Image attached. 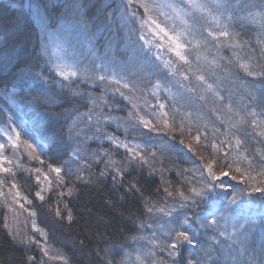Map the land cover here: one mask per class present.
Returning a JSON list of instances; mask_svg holds the SVG:
<instances>
[{
    "label": "trees",
    "instance_id": "obj_1",
    "mask_svg": "<svg viewBox=\"0 0 264 264\" xmlns=\"http://www.w3.org/2000/svg\"><path fill=\"white\" fill-rule=\"evenodd\" d=\"M123 3L0 0V143H5L4 130L14 126L20 130L22 124L21 139L36 149L28 155L30 164L13 167L14 176L0 173L5 194L16 183L31 201L21 200V209L11 203V197L8 203L0 198V264H29V256L35 258L31 264H64V260H49L40 245L50 247L53 254L58 251L67 264H139L137 257L144 264H173V257L177 264H188L190 259L231 264L225 260V248L237 245L227 239L229 235L243 240L250 264H260L264 259V191L256 189L264 188V176L259 175L264 169V138L238 121L240 116L250 121L251 112L257 119L264 118V75L249 76L239 67L245 63L257 73L264 71V0H229L231 7L220 16V23L230 35L220 37L219 44L201 31L207 27L218 33L215 24L199 20L194 31L198 39L209 41L207 60L197 61L193 54L190 68L170 52L168 57L148 54L137 37L138 26L121 19ZM43 29L54 33L71 54L70 65L86 73L85 77L66 81L57 75L44 47L46 39L41 40ZM176 30H181L179 21ZM167 59L176 61L174 74L163 63ZM100 74L114 76L129 87L100 81L96 78ZM197 74L204 76V82L196 79ZM133 103L138 107L134 109ZM160 104L165 105L162 111L168 116L162 119L169 121L170 128L156 122ZM130 113L151 120L153 129ZM198 133L200 144L193 139ZM235 137L243 140L238 150ZM113 140L139 146L136 150L149 163L133 159ZM228 140L231 147L221 143ZM213 143L222 151H214ZM110 159L115 163L110 164ZM213 160L218 179L209 176L205 167ZM49 165L61 169L62 182ZM114 167L122 169V180L113 178ZM236 167L255 180L246 179ZM45 176L52 182L51 191ZM41 188L45 189L43 201L36 197ZM180 192L188 199H182ZM57 208L60 216L55 214ZM167 212L170 217L163 220ZM176 219L189 220L187 231L198 246L182 243L179 254L169 256L157 245L172 239L168 231L176 226ZM211 219L217 224L204 223ZM33 220L46 238L33 230ZM15 232L20 234L17 239L12 236ZM145 233L149 242L139 247L135 242ZM28 237L38 243H28Z\"/></svg>",
    "mask_w": 264,
    "mask_h": 264
},
{
    "label": "snow or ice",
    "instance_id": "obj_2",
    "mask_svg": "<svg viewBox=\"0 0 264 264\" xmlns=\"http://www.w3.org/2000/svg\"><path fill=\"white\" fill-rule=\"evenodd\" d=\"M231 7L229 0H215L214 2V8L217 12L220 13V15H223L224 11L229 10ZM142 10V11H138ZM212 9L209 7L208 3L205 2V0H124L123 3V10L121 14L122 21H126L129 23H138L139 24V39L144 42V45H152L153 41H159L160 43L156 45L157 48L167 46L168 52L172 53L176 57V61L183 62L184 65H188L189 68L191 67L192 61L190 57L195 54L196 60H207V57L205 55L207 51V45L209 43L208 39L206 37L197 38L196 32L194 31L195 25L198 23L199 20L203 19L206 20L209 24H215L216 28L219 29V32L213 31L211 28H203L201 31H206L207 36L211 37L213 40L217 42V44L221 43L219 40L220 37H229L230 33L227 30V26H222L219 19L216 16L211 15ZM250 16L253 20H255V16H252L250 13ZM163 18V19H162ZM231 17H229L230 19ZM108 19L111 20V14H109ZM179 21V24L181 26V30H176V22ZM261 22L262 26H264V13H261ZM84 27L86 28L87 25L85 24ZM46 30V29H45ZM44 39L43 32L41 34V40ZM49 39H51V33H49ZM229 46H237V45H229ZM47 46H45L46 48ZM235 55V53H234ZM238 62H239V58ZM176 61L172 60H165L163 61L165 67H168L171 72L174 74ZM208 63H214L213 61H208ZM97 69H100L103 67L102 65H95ZM239 67L243 69L245 73H247L249 76L253 75H264V71H261L257 73L255 70L251 69L248 64L245 63H239ZM55 70L57 72V75L62 77L63 80L70 81L72 78H76L80 76L81 78L85 77L87 74L84 72H81L79 68H77L74 64L73 65H67V64H57L55 66ZM100 81L108 80L110 83H115L123 88H128L129 85L127 83L121 84V81L119 79H116L114 76H109L107 74H100L96 77ZM185 79H188L189 77L187 75L184 76ZM196 79L204 82V76L203 75H196ZM160 85H155V88H159ZM207 89L211 90L212 85H207ZM117 91H119V87L117 88ZM124 93L121 92V95ZM155 94V92L153 93ZM127 98V97H126ZM130 99V98H129ZM47 101H45L46 103ZM131 102V99H130ZM138 106L133 103V108H137ZM159 108L161 109V112L157 114L156 116V122L163 124L165 128H170L171 125L167 119H162V117H167L168 113L162 111L165 108V105L160 104ZM228 112H232L231 105L227 106ZM130 117L133 115H136L139 119V122L142 123L146 128H149L150 130L153 129V122L151 120L145 119L144 116L139 115V113H130ZM252 117L250 121L247 120L245 116H240V119L238 123L240 125H244L247 123L249 127L253 129V132L255 135L264 138V118L257 119L256 113L251 112L248 114ZM221 123H224V120H221ZM236 124H232V128H236ZM206 127V126H205ZM183 130V129H182ZM23 131V125H20V130H17L14 126L11 130V132H6L7 137V144L0 143V173H6V174H12L15 175L13 171V167L16 166L14 164L13 159L9 158L5 155L6 147H11L13 150H18L21 145L23 144L26 146L27 149H30L31 152H29V155H31L33 152L36 151L32 143H29L27 140L21 139V132ZM218 131V130H217ZM14 133V135L12 134ZM27 134V133H25ZM191 135V133L189 132ZM234 136V133H233ZM193 139L196 141L197 144H200L201 142V136L200 134H196ZM229 143L231 147V140L228 141H222L221 143ZM118 147H124L131 155L133 159L139 158L140 162L142 164H148L149 161L145 156H142L139 151L136 149L139 146H132L130 147L127 144L120 143L119 141H116ZM183 143V141H181ZM243 144V140H241L238 137H235V145L237 150L240 148V146ZM214 151H222L221 148H219L215 143L211 145ZM189 150L192 151L191 145H189ZM225 155H228L227 153ZM36 159H40L39 155L36 156ZM243 159H247L246 157H243ZM43 163V161H40ZM110 164H114L115 162L109 160ZM215 163V160L207 163L205 165L209 176H211L213 179H218L216 173L213 171V165ZM234 163H239L238 161L234 160ZM227 167L231 168L232 165H226ZM106 167L108 165L106 164ZM115 173V176L113 177H120V179H123L122 175V169L118 167H114L112 169ZM237 172H241L240 167H236L235 169ZM36 172H40V169H35ZM49 171L55 172L57 179L59 182H62V177L60 176L61 169L59 167L53 168L51 165H49ZM221 175H225L223 169L220 170ZM101 175H105L104 172H101ZM241 175L244 176L246 179L249 180H255V177L251 176L250 173L247 172H241ZM259 175L264 176V169L261 170ZM44 181H46L49 185L48 190L51 191V181L48 179L47 176L44 177ZM5 181L3 179H0V198H5V203H8L7 197H11V203L12 204H18L21 209L24 208V204L20 203L21 200H23L25 203H31L30 200L27 199L26 196H23L22 193L19 191L18 186L16 183H12L9 188V192L5 194L2 191V188L4 186ZM37 183H40L39 177H37ZM131 187H135V185H131ZM207 188V186H205ZM45 189L41 188L40 191L36 192V197L39 198L41 201L45 199V197L41 194ZM209 192L212 191V189H207ZM257 191H264V188H257ZM167 194L169 196L173 195V193L169 189H165ZM193 193L196 196H202V193L197 191L196 189H192ZM72 189H69L68 195H71ZM61 196L65 195V193L61 192ZM179 196L187 200L188 197H185L183 192L179 193ZM232 204L236 203V197L234 196L231 200ZM27 211V209H25ZM148 211H152L151 208L148 209ZM56 216H60L61 212L57 208L55 210ZM30 216H35V212H30ZM214 216L215 214L212 213ZM67 219L69 222L72 220V214L69 210ZM206 225H215L217 224L216 219H211L206 222ZM175 227L171 228L168 231V235L172 238L169 240L168 243H160L157 245L162 251H167L169 256H176L178 255V249L182 243H186L188 245H191L193 248L198 246V242L194 239L192 235L189 234L187 231V227L189 225V220L185 219L183 221H180L179 219H176L175 221ZM33 230L36 232H39L41 236L47 237V234L43 231V229H40L36 226L35 221L32 222ZM239 227H243V225H239ZM221 236H224L225 233L221 232ZM12 236L14 239H17L20 237V234L18 232L12 233ZM228 240L232 241V244L237 245V247L233 248L232 245H228L226 248L223 244H221V248H225V260L230 261L231 264H250L249 260L246 259L247 254V248L244 246L243 240H238L234 237V235H229L227 237ZM20 243H24V238L19 239ZM28 243H38V241L32 239L31 237L27 238ZM41 250L43 252V255L48 257L49 260H64V264H67V261L65 258L57 251L55 254H53V250L50 249V247L46 245H40ZM262 248H264V245H262ZM154 255V253H151ZM34 257L29 256L28 261L29 264H31L32 261H34ZM137 260L139 261V264H144V261L141 260L139 257H137ZM40 264H44L43 261L40 262ZM111 264V262H109ZM121 264H124L123 261H121ZM163 264V262H161ZM188 264H204L201 260H189ZM260 264H264V259L260 261Z\"/></svg>",
    "mask_w": 264,
    "mask_h": 264
},
{
    "label": "rangeland",
    "instance_id": "obj_3",
    "mask_svg": "<svg viewBox=\"0 0 264 264\" xmlns=\"http://www.w3.org/2000/svg\"><path fill=\"white\" fill-rule=\"evenodd\" d=\"M205 2L208 3L209 7L212 9L211 15L216 16L219 19V21L222 22L223 17H220L222 15L217 14L218 12L214 8V2H215V0H205ZM133 24H135L136 27L138 26L137 27V33L136 34L138 35L137 37L139 38V35H140L139 24L138 23H133ZM42 32H43L44 38L46 39V45H44V47L47 46L45 49L47 51V55H48L49 61L52 64V68L55 69V66L57 64H67V65H70L71 60H72L70 58V55L71 54L67 51V49L64 47V45H62L61 43L58 42V40L54 36V33L51 34V39H49V33L50 32L48 30H45V29H43ZM99 33L101 34V32H99ZM141 43L144 45V42L143 41H141ZM159 43L160 42L154 40L153 43H152V45H147V46L144 45V47L146 49H148L146 52L148 54L149 53L150 54H153V55L155 54L157 56H159V55H165L166 54L167 57H168L169 54H167L168 51L166 49V46L160 47V48H157L156 47V45H158ZM167 60H169V59H167ZM113 84H115V83H113ZM121 84H122V82H121ZM115 86H117V84H115ZM6 132H11V130L6 129V130H4L1 133L2 136H4V138H5V141H4L5 144H7V137H6V134H5ZM12 134L14 135V133H12ZM116 141H119V140H113L112 142H115V145L117 146ZM119 142L120 143H123V144H127L130 147L135 146L134 143L129 144L128 142L123 141V140H121ZM137 145H139V144H137ZM119 148L120 149L122 148L123 150H126L124 147H119ZM29 152L30 151L26 148V146L21 145V147L18 150H13V149H11V147H6L5 155H8V156L11 155V157H13L14 164L16 165L14 167H17L18 166V163L21 164V165L26 164V163L27 164H30L31 163L30 161H32V159H31L30 156H28L29 155ZM164 216L165 217L163 218V220L166 219L169 216V212H167L166 214H164ZM160 222H162V220ZM148 238L149 237L147 236V233H145V236L139 237L136 240L135 244L137 243V245L139 247H141V246L146 247L147 246V243L149 242V239ZM166 255H168V253H166ZM172 261H173V264L174 263L177 264L178 263L177 262V257H173V260Z\"/></svg>",
    "mask_w": 264,
    "mask_h": 264
},
{
    "label": "bare ground",
    "instance_id": "obj_4",
    "mask_svg": "<svg viewBox=\"0 0 264 264\" xmlns=\"http://www.w3.org/2000/svg\"><path fill=\"white\" fill-rule=\"evenodd\" d=\"M21 225H22L23 229L26 227L25 223H23V224H21Z\"/></svg>",
    "mask_w": 264,
    "mask_h": 264
}]
</instances>
